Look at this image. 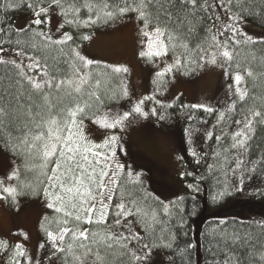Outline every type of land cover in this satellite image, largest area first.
I'll use <instances>...</instances> for the list:
<instances>
[{
	"label": "trees",
	"instance_id": "1",
	"mask_svg": "<svg viewBox=\"0 0 264 264\" xmlns=\"http://www.w3.org/2000/svg\"><path fill=\"white\" fill-rule=\"evenodd\" d=\"M0 5V47H16L37 61L36 66L29 67L0 58V93L9 114L0 132V144L6 154L17 160L16 172L25 199L44 201L41 231L56 237L60 264H75L80 259L91 264H154L155 260L150 261L148 256L163 257L162 264H264V42L262 38L246 42L252 29L241 23L243 17L264 25V0H231V3L197 0L196 6L171 9L174 15L166 23L160 22L163 15L158 17L155 10L159 5L149 4L145 11L150 15L141 18L139 12L133 10L137 8V0H60L58 4L52 0H0ZM45 6L54 8L61 23L59 33H48L45 22L33 23L35 19L45 21L43 13L30 18L23 28L12 25L17 14L33 16ZM124 8L128 10L121 13L120 9ZM221 9L227 18L220 13ZM130 11H136L138 20L145 26L161 27L166 44L178 51L183 74L192 76L205 51L219 46L224 36L229 46L227 67L242 72L243 79L239 83H244L243 99L241 94L233 101L229 117L214 134L208 130L196 148L201 147L202 152L195 156L190 154L187 173L178 183L179 191L166 197L168 199L142 178V174L132 173L121 154L123 142L119 136L115 137L114 155L104 145L109 143L103 138L93 142L87 131L110 104L120 98V102L123 100L125 76L109 65H104L103 73L90 75L87 65L92 64V59L85 62L79 48L90 32ZM233 15L239 18L231 17ZM61 31L68 35H61ZM230 32L233 36L228 35ZM84 65L86 76L78 82L74 76ZM35 67L39 71L42 67L48 74V86L33 87L32 81H48L47 77L43 80L33 76ZM112 72L117 73L116 78L109 74ZM60 81L65 83L55 87ZM69 82H78V86ZM110 92L114 96L106 97ZM177 103L176 99L166 113L162 112V119L168 125L177 126L175 134L186 145L183 129L192 123L203 126L201 116L206 110L186 102L179 108ZM73 111L75 116L70 115ZM257 112L260 115L254 116ZM226 113L227 108L220 110L219 117L224 118ZM52 119L56 124L47 123ZM249 120L251 129L242 127L239 140L234 143L232 129ZM49 128L54 131L62 128L60 136L72 135L82 150L89 148V159L96 172L107 173L103 177L102 194L98 188H93L95 200L85 205L95 203L101 208L102 203L106 204L107 214L103 218L101 213L93 212L92 222H88L87 212L78 210L79 200L73 198L70 202L60 188L61 183L71 186L65 176H60L68 165L57 156L44 159V145L50 143ZM25 132L28 143L22 142ZM41 133L43 140H33ZM29 144L34 146L30 148ZM56 163L62 164L56 173L60 179L50 180ZM110 179L113 182H109ZM58 196L64 199H57ZM72 203L77 208L71 207ZM120 205L125 214L118 215ZM125 218L134 224V229L123 225ZM117 220L119 224L115 223ZM65 229L71 231L65 232ZM85 230L88 239H77ZM0 242V252L8 253L0 264H29L16 244L3 238ZM137 242L146 251L143 261L133 252Z\"/></svg>",
	"mask_w": 264,
	"mask_h": 264
},
{
	"label": "rangeland",
	"instance_id": "2",
	"mask_svg": "<svg viewBox=\"0 0 264 264\" xmlns=\"http://www.w3.org/2000/svg\"><path fill=\"white\" fill-rule=\"evenodd\" d=\"M43 8L47 9V12L43 13L47 32L53 35L59 33L61 23L54 8ZM220 13L227 18L222 9ZM33 17L35 14L30 16L28 13H19L14 17L12 25L17 29L23 28ZM231 17L239 18L237 15ZM241 18V23L252 29L250 37H264V25ZM156 27L161 28L145 26L138 20L137 12L130 11L110 24L90 32L79 52L85 62L92 59V64L87 65L90 75L103 73L104 65H109L113 69H121L125 76L123 100L120 102V98L110 104L109 109L96 116L89 125L87 131L92 141L98 142L99 138H103L109 143L104 145L116 155L114 147L117 144L114 142L115 137L119 136L123 142L121 154L132 173L136 176L142 174L141 177L147 179L166 198L178 193V183L182 181L184 173H187L190 154L195 156L202 152L201 147L197 150L196 148L208 130L214 134L221 122L227 120L233 101L242 94L244 83H235V76L242 75L241 71L227 67L228 57L223 53L229 51V46L225 36V42L221 40L219 46L205 51L198 70L190 76L181 71L177 49L168 46L163 36L153 34ZM145 32L148 35H145ZM60 34L67 36L68 32L61 31ZM228 35L233 36L232 32ZM3 49L0 58L17 61L23 66H36L37 61L22 50L13 46H4ZM87 67L84 65L77 72L74 76L76 81L80 82L82 77L86 76ZM33 70L32 74L36 79L44 80L47 77L49 82V76L42 67L40 71L36 67ZM109 74L117 77L116 72ZM69 83L72 86L77 84ZM43 84L45 87L49 83ZM106 94V97L114 96L111 92ZM120 96L122 97V91ZM176 99L179 108L186 102L206 110L201 116V121L204 120L203 126L192 123L183 129L182 135L186 145L175 134L177 126L168 125L162 119V112L166 113ZM137 108L140 111H136ZM225 108V117H219L220 110ZM246 124L247 122H242L232 129L234 143L239 140L238 135ZM106 133L107 136L103 137ZM16 171L17 160L6 154L0 144V197H3L0 198V238L16 244L29 264H60L56 237L52 239L53 234L41 231L40 223L45 212L44 201L25 199ZM5 187L15 188L14 198L3 192ZM126 224V227L134 229V224L128 218L123 220V225ZM134 245V255L141 257L140 260L143 261L146 251L139 242ZM0 253L3 254L0 255L2 263L8 253ZM148 258L150 261L155 260L154 264H162L164 260L163 257ZM75 264L91 262L80 259Z\"/></svg>",
	"mask_w": 264,
	"mask_h": 264
},
{
	"label": "snow or ice",
	"instance_id": "3",
	"mask_svg": "<svg viewBox=\"0 0 264 264\" xmlns=\"http://www.w3.org/2000/svg\"><path fill=\"white\" fill-rule=\"evenodd\" d=\"M53 3L58 4L60 0H52ZM205 3H207V0H204ZM228 3H231V0H228ZM149 4L152 5H159L158 9H155L158 13V17L162 14L163 15V20H161V23H166L172 20V17L174 15L173 11L171 9H175L177 7L183 8L186 7L187 5H192L196 6L197 5V0H178V3L176 0H137V8L133 9L139 12V16L141 18H145L146 15H150V13H146L145 9ZM170 6V7H166ZM2 6V5H0ZM202 6V5H201ZM209 6H214V5H209ZM31 7V5H29ZM127 8L120 9L121 13L127 11ZM47 9L46 8H40L39 11L35 13L36 16H39L41 13H46ZM107 15H111V13H107ZM45 21H42L41 19H35L33 23L36 25H40L44 23ZM147 23V20H146ZM23 29H21L22 31ZM156 36H164L165 32L159 28L156 27L155 31L153 33ZM145 35H148L147 32H145ZM70 39V37H68ZM87 38V37H85ZM171 38V37H169ZM246 42L251 43L254 42L252 37H248ZM262 42H264V38H262ZM163 42L161 41V44ZM4 51L3 47H0V52ZM223 55L225 57L229 56L228 52H224ZM15 63V62H13ZM90 63V62H89ZM19 67V65H17ZM29 67H32V65H29ZM115 71H121V69L116 68ZM251 73H249L250 75ZM31 81V78H29ZM243 77L239 74L235 76V81L239 83ZM45 83H50V82H45ZM64 81L57 82L55 87L59 88L62 84H64ZM33 87L36 89H41L44 87L43 83H35L32 81ZM79 91V88L76 89ZM243 95H241V99H243ZM3 101V93H0V132L3 131L4 127V119L6 115H9L7 112L6 107L2 103ZM78 111H82V109H77ZM136 111H140L139 108L136 109ZM70 115L75 116V111L71 112ZM254 116H259L260 113H253ZM48 124H56L55 119L49 120L47 122ZM74 123V122H73ZM245 127L251 129V120L248 121V123L245 125ZM68 132H71V129H67ZM64 131L62 128H57L55 131L52 128L48 129V139H49V144L44 145L45 151L43 152V157L45 160H48L52 156H57L58 158H62L63 162L68 165V167L65 169L64 172L60 173V176H65L66 177V182L68 184H71V186H66V183H61L60 188L68 195L69 201L73 198L78 199L80 202V207L79 211H86L88 216L87 220L88 222H92V213L93 212H99L101 213V218H103L104 215H106V209L107 205L106 204H101V208H97L95 203H92L90 206L85 207V205H88L89 200H95V196L92 195L93 188H98L101 191L105 188V184L103 182V177L107 175L106 172L101 171L100 173L96 172L95 167L92 166L93 162L92 160L89 159L88 153L90 152L89 148H84L83 150L76 145V142L72 139V135H64L60 136L59 132ZM27 135L28 133L25 132V138L22 141L23 143H28L27 140ZM44 139V134H38L33 137V140L40 141ZM55 142H52V141ZM57 144L60 145L59 148H57ZM34 145L29 144V147H33ZM93 156L97 155L95 153H92ZM96 163H99V160L96 161ZM62 167L61 163H56L55 167L52 169L53 171V176L49 177L50 180H59L60 176L56 175L58 170ZM68 173H72L71 176L68 175ZM15 175V174H13ZM12 177H9L11 179ZM109 182H113L110 181ZM2 184V182H0ZM55 186V184L53 185ZM91 186V187H90ZM3 192L7 193L11 197H15V188H8L5 187L3 188ZM3 198V197H0ZM111 199V197H108ZM57 199L63 200V197L58 196ZM51 207V205H49ZM71 207L77 208V205L75 203L71 204ZM121 208V213L120 214H125L123 210V205L119 206ZM59 210V209H58ZM71 215V213H68ZM77 220L80 219V216L76 217ZM115 223L119 224L120 221L117 220ZM71 231L70 229H65V232ZM63 237H61L62 239ZM77 239H83L87 240L88 235L86 230L83 232L79 233V236L76 237ZM111 238V237H109ZM52 239H55V237H52ZM2 243V242H0ZM83 246V245H82ZM110 246V245H109ZM147 247V245H145ZM141 257H137V259H140Z\"/></svg>",
	"mask_w": 264,
	"mask_h": 264
}]
</instances>
